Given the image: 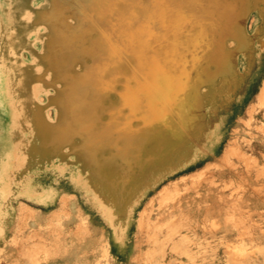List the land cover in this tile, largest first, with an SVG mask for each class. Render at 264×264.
<instances>
[{"label":"rangeland","instance_id":"obj_1","mask_svg":"<svg viewBox=\"0 0 264 264\" xmlns=\"http://www.w3.org/2000/svg\"><path fill=\"white\" fill-rule=\"evenodd\" d=\"M0 264H264V0H0Z\"/></svg>","mask_w":264,"mask_h":264}]
</instances>
